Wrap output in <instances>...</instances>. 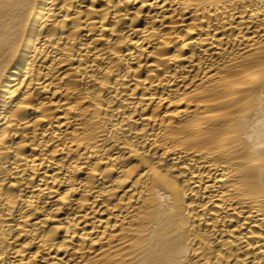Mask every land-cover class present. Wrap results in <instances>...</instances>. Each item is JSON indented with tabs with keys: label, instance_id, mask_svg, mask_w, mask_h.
<instances>
[{
	"label": "bare ground",
	"instance_id": "6f19581e",
	"mask_svg": "<svg viewBox=\"0 0 264 264\" xmlns=\"http://www.w3.org/2000/svg\"><path fill=\"white\" fill-rule=\"evenodd\" d=\"M0 264H264V0H0Z\"/></svg>",
	"mask_w": 264,
	"mask_h": 264
}]
</instances>
